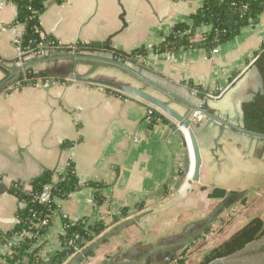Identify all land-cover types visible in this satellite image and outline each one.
<instances>
[{
  "label": "crops",
  "instance_id": "obj_1",
  "mask_svg": "<svg viewBox=\"0 0 264 264\" xmlns=\"http://www.w3.org/2000/svg\"><path fill=\"white\" fill-rule=\"evenodd\" d=\"M206 1L46 0L39 16L38 50L18 68L15 47L26 26L14 24L15 3L0 0V183L8 187L0 195V235L14 228L16 213L23 206L9 193L10 186L17 183L30 191L31 179L42 175L44 168L63 174L69 163L74 165L79 189L67 199L55 200L59 214L35 238L33 247L43 264L62 251L59 236L64 220L72 224L101 221L105 228L75 251L80 259L70 256L61 264H134L150 249L175 241L202 220L222 199L208 196L215 188L243 191L240 199L254 197L253 208L261 207L263 139L204 118L194 122L200 178L187 185L189 174L172 192L187 150L192 164L189 143L184 149L182 138L173 133L178 124L163 116L150 125L147 103L127 100L113 89L87 81L128 84L165 101L180 114L189 113L183 103L164 92L169 91L194 105L203 102L216 115L242 125V104L262 88L254 63L264 46V13L258 22L241 27L232 39L217 46V53L204 48L156 51L173 28L190 23ZM46 37L57 45L46 46ZM107 41L116 50L130 54L145 49L147 55L131 61L90 45ZM83 45L88 47L81 50ZM75 51L93 58L59 57ZM98 58L123 61L152 84ZM29 71L37 75L36 83L10 89ZM219 93L215 98L204 97ZM89 182L102 184V203L94 202L96 190ZM122 209L128 216L116 218ZM144 212L150 213L118 228ZM254 217L263 221L260 215L242 223L234 219V231ZM102 237L85 257L86 247ZM9 240L0 243V259L9 250ZM162 257L156 253L141 264H163Z\"/></svg>",
  "mask_w": 264,
  "mask_h": 264
},
{
  "label": "trees",
  "instance_id": "obj_2",
  "mask_svg": "<svg viewBox=\"0 0 264 264\" xmlns=\"http://www.w3.org/2000/svg\"><path fill=\"white\" fill-rule=\"evenodd\" d=\"M17 8L15 23H25V31L20 36L22 48L38 50L40 41L39 35L41 27L39 16L44 11L46 0H12ZM62 2L64 0H56ZM264 13V0H207L205 5L191 16L190 23H180L176 25L172 33L165 38L163 43L156 47L158 52H175L178 49L204 48L211 50L226 41L232 39L241 27L249 25V19L259 18ZM228 21L232 26H226ZM199 27H208L209 30L203 34V39L192 41L193 31ZM190 30V35H178L180 32ZM176 33V34H175ZM47 41L52 40L46 37ZM88 46H80L85 50ZM116 54V53H115ZM130 57L117 54L116 57L127 58L135 61L133 58L144 57L147 55L145 49L136 50L130 53ZM262 81V90L258 92L252 100L245 102L241 106L242 125L244 128L264 133V46L254 63ZM43 76V75H42ZM57 80V79H52ZM61 80V79H59ZM20 86L34 84L37 81V75L33 72L26 74V80L18 79ZM19 86V87H20ZM209 110V109H208ZM212 112L211 110H209ZM153 112L150 113V125L157 119ZM55 176V177H54ZM51 186L50 199L47 203H41L37 199L44 192L45 186ZM88 186L96 190L94 202L100 204L103 202L101 195L102 184L89 182ZM30 191L24 190L20 184H12L9 193L16 196L23 203L16 213V223L14 228L5 235H0V243H6L14 234L22 231H29L18 245L13 246L10 255H4L5 264H43V261L37 255L34 243L37 236L42 235L50 226L54 215L59 214L58 206L55 202L57 199H67L71 193L79 189L78 179L74 170L73 163H69L63 174L54 173L46 174L34 179L30 183ZM235 193V192H232ZM226 195L224 189L215 188L209 193L210 198H223ZM244 203L245 200L241 199ZM122 218L128 216L127 210L122 209ZM116 218L120 219L118 216ZM114 217V218H115ZM47 218L48 226L43 228H33L30 224L37 220ZM104 224L97 221L89 224L87 220L77 223H70L64 220V233L60 234L59 239L62 251L52 257L54 264H61L67 252L74 247L82 248L90 243L104 230ZM209 227L205 232H207ZM264 237V222L259 217L250 219L241 228L234 231L227 240L223 241L217 247L204 256L198 264H209L215 259L230 257L242 251L247 245L258 241ZM73 241V246L69 241ZM92 254V252H90ZM181 254H184L181 253ZM177 259V264H186L185 258H180L178 253L171 256L170 260ZM168 262V261H167ZM3 264V263H0Z\"/></svg>",
  "mask_w": 264,
  "mask_h": 264
},
{
  "label": "water",
  "instance_id": "obj_3",
  "mask_svg": "<svg viewBox=\"0 0 264 264\" xmlns=\"http://www.w3.org/2000/svg\"><path fill=\"white\" fill-rule=\"evenodd\" d=\"M121 19L122 16H121ZM258 22V18L256 19H249V23H256ZM226 26L231 27L232 22L228 21L226 23ZM92 47L95 48H103L110 52L121 54L125 57H130L131 55L129 53L116 50L112 47H110V43L107 41L106 43H90ZM60 58H93L78 52H74V54H64L60 55ZM258 56L256 57V59ZM133 60H137L136 58ZM98 61H101L103 63L116 65L118 67H121L131 75H134L141 79L142 81L146 83H151L148 79H146L144 76H142L137 71L133 70L131 67L124 64L123 61H119L116 59H108V58H98ZM73 76V75H72ZM261 78V77H260ZM89 83H94L96 85L105 86L107 88L113 89L119 94L123 95L125 99L130 101H136L140 100L145 103H147L151 107V112L154 113L156 117H163L167 116L174 120L178 126L175 127L174 132L176 135L180 136L182 138V146L184 149L187 148V143L190 145L191 149V157H192V164L190 163V153L187 150L186 153L183 155L182 161H181V173L178 175V177L175 180V183L171 189V191H176L180 185L183 183V181L187 178L186 182L187 185L192 184L193 182H197L200 178V165H201V158L198 148V143L196 139V135L193 131V123L196 121H192L190 119L191 114L196 111L200 113L203 117L208 118L209 121L219 124L222 127L229 128L235 132L241 133L243 135L257 138V139H263L264 140V133H259L255 131L248 130L243 127V125H238L231 123L227 121L226 119H223L222 117L216 115L213 112H210L208 108L205 105H194L174 94H172L169 91H164L171 97L177 99L183 105H185L190 112L189 113H179L176 110H174L172 107H170L165 101L159 99L158 97H155L143 89L128 85V84H121L117 83L115 81L107 80V79H87ZM262 83V81H261ZM152 84V83H151ZM164 90V89H162ZM262 90V88H261ZM205 102V101H204ZM180 129H183L180 130ZM192 168V169H191ZM191 171V172H190ZM54 170H48L46 168L43 169V173L40 176H44L46 174H53ZM31 179L33 181L36 178ZM4 192H8V187L4 185L3 183H0V195ZM244 192H226V195L221 199V201L197 224H195L192 228H189L184 234L178 236V238L169 243H165L161 246H157L155 248L150 249L148 252L144 253L143 257L134 262V264H141L144 261H149L150 257L153 254L156 253H162V263L164 264L168 259L171 258L172 255H174L178 250L182 249L183 247H186L190 242H193L194 240L198 239L201 235L205 233L208 227L212 225V223L220 216V214L223 211H226L229 209V207L232 206V204L236 201H239V199L243 196ZM150 212H144L139 215H135L132 219H128L123 221L118 225V228L125 227L127 225H130L134 222H139L144 216L148 215ZM108 235H105V237ZM104 237L99 238L95 243H92L91 245L87 246L86 249L83 252V255L85 257L89 256V253L94 247H97L98 244L102 242ZM249 249V252L247 251ZM74 249H70L64 260H66L70 256H75L77 259H80L81 254L77 253L74 254ZM46 264H53L51 261H47ZM209 264H264V237L258 241H255L249 245H247L242 251L226 258H218L210 262Z\"/></svg>",
  "mask_w": 264,
  "mask_h": 264
},
{
  "label": "rangeland",
  "instance_id": "obj_4",
  "mask_svg": "<svg viewBox=\"0 0 264 264\" xmlns=\"http://www.w3.org/2000/svg\"><path fill=\"white\" fill-rule=\"evenodd\" d=\"M256 202L255 198L251 196L248 197L244 203L237 201L235 205L231 206V208L229 207L228 210L220 214L218 223L210 225L207 232L193 242H190L186 247L178 250L176 253H178L180 258H185L186 264H198L211 249L227 240L228 236L234 232V219L242 223L253 215H260L264 222V203H262L259 209L258 207L253 208ZM183 252L184 254H181ZM166 264H177V259L170 260L166 262Z\"/></svg>",
  "mask_w": 264,
  "mask_h": 264
},
{
  "label": "built area",
  "instance_id": "obj_5",
  "mask_svg": "<svg viewBox=\"0 0 264 264\" xmlns=\"http://www.w3.org/2000/svg\"><path fill=\"white\" fill-rule=\"evenodd\" d=\"M200 28H202V27H199V28H197V29H195L193 31V34L191 36V40L192 41H199V40H202L203 39V34L205 32H207V31L202 32V31H200ZM183 34L190 35L191 34V31L190 30H186L184 32H180L178 35H183ZM45 43H46V46H48V47H53L54 45H57V42L54 41V40L46 41ZM150 48L148 47V49H150ZM15 49H16V62H15V65L18 68L19 67H23V64H24V61H25V58H26L27 55L33 54V53L37 52V51H34L32 49L22 48L21 43H20V37L17 40ZM210 52L211 53H217L218 52V47L212 48L210 50ZM23 79L26 80V76H23ZM13 86H11L10 89H14L16 87H19L20 84H19V82H17ZM194 91L197 92L196 90H194ZM219 95H220V93L218 95L210 94V95L204 96V97H206V98H215V97H218ZM202 103H201V105H202ZM203 118L204 119H207L209 121L208 118L203 117L200 113H198L196 111H194L191 114V116H190V119L192 121H198V120L203 119ZM50 191H51V186L50 185L45 186L44 192H42V194L37 197V199L39 200V202H41V203H47L49 201V199H50V194H51ZM115 215L122 219V213H121V211L116 212ZM219 220H220V216L212 223V225L215 224V223H218ZM46 226H48V220H47V218H43L41 220L40 219H37V220L33 221L30 224V227H33V228H36V229L43 228V227H46ZM29 233H30L29 231H22L20 233L14 234L11 237V240H9V247H8L9 250H8V252H7L6 255H10L11 252H12V249H13L12 247L15 246V245H18L21 241H23L24 237L26 235H28ZM63 233H64V230L62 231V234ZM69 244L73 246V241L72 240L69 241ZM73 249H74V251H79L80 248H77V247H74L73 246ZM4 261H5L4 259H0V263L5 264ZM167 261H169V259Z\"/></svg>",
  "mask_w": 264,
  "mask_h": 264
},
{
  "label": "flooded vegetation",
  "instance_id": "obj_6",
  "mask_svg": "<svg viewBox=\"0 0 264 264\" xmlns=\"http://www.w3.org/2000/svg\"><path fill=\"white\" fill-rule=\"evenodd\" d=\"M240 201H241V199H240ZM236 202H237V201H236ZM235 204H236V203H233L232 206L235 205ZM230 208H231V207H230ZM233 208H235V207H233ZM247 251L249 252V249H248Z\"/></svg>",
  "mask_w": 264,
  "mask_h": 264
}]
</instances>
